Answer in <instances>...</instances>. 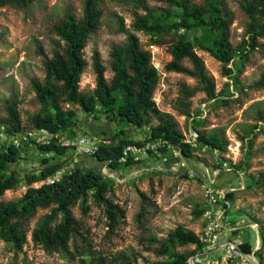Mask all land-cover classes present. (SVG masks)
I'll list each match as a JSON object with an SVG mask.
<instances>
[{"label": "rangeland", "instance_id": "obj_1", "mask_svg": "<svg viewBox=\"0 0 264 264\" xmlns=\"http://www.w3.org/2000/svg\"><path fill=\"white\" fill-rule=\"evenodd\" d=\"M191 2L202 8L206 6V0ZM225 2L231 18L229 41L233 47L238 48L250 37V18L241 6L242 0ZM82 4L83 0H33L25 10L9 6L0 7V118L6 115L7 99L14 95L18 100L23 130L33 129L31 117L40 109V104L31 86V79L34 77L43 81L45 75L42 56L37 53L38 48H43L50 56L53 40L57 38L50 32L51 26L63 19L67 12L79 17ZM101 6V25L89 37L83 51L87 66L80 76L79 90L89 93L95 87L91 59L94 49L100 53L106 79L109 81L113 76L110 51L113 46L126 42V34L117 31L116 15H119L125 28L139 38L141 48L150 52L151 62L159 72L153 92L157 107L173 116L177 123L176 128L182 134L187 133L189 128L203 131L205 134L216 133L224 138L227 144L223 151H217L197 143L192 149L193 159L180 156L181 159L178 160H184L188 168H193L195 174L191 176L174 166L173 154L153 158L152 154L139 153L141 160H146L145 166L115 171L109 168L107 162L100 163L94 158L82 160L84 155H91L81 148L68 149L65 156L54 160L62 164V169L51 177L60 178L64 171L77 165L98 170L114 179L113 198L125 209L124 222L113 233L108 234L106 218L98 205L88 201L89 208L85 213L81 210L80 200L71 207L73 215L85 223L92 245L106 252L123 250L135 254L137 264H154L168 259L166 244L171 246L172 251L190 253L195 248L194 244L180 245L175 241L169 242L171 235L178 226L201 235L205 222L202 210L205 207L204 182L196 178L197 175L201 176L196 167L202 172L204 167L210 170L223 162L228 169L219 171L216 185L220 186L226 181L225 186L229 184L235 188L232 190L233 198L228 209V223L231 226L240 225L231 233V237L236 239L248 236L250 243L255 244L256 232L247 223H251L252 227L257 225L259 235L263 232L264 236V187L250 185V177H263L264 172V88L255 86L264 68V32L256 36L258 45L247 50L245 59L237 56L226 65L231 69L230 74L224 71L223 63L209 52L195 48L214 81L217 97L208 99L195 78L184 73L168 71L164 67L172 59L170 47L177 40L180 31L165 33L155 42V39H151L143 31L132 27L136 15L144 14L147 10L173 11L174 5L170 0H102ZM255 20L260 24L261 17L256 14ZM182 64L192 66L187 58L182 60ZM184 84L193 89V94L186 99V105L190 109L189 117L181 114V107L178 105V99L184 97L181 92ZM61 106L63 109L74 108L77 112L78 125L72 137L93 135L97 139L106 138L116 143L120 138L117 133L122 129L126 137L142 142L149 128L158 123L155 117H151L148 125L136 129L118 120H109L102 111L95 112L94 119L93 115L84 113L78 105L61 102ZM197 109L202 111L199 116H195ZM91 118L109 124L103 125L102 132H105L107 127L109 130L99 135L94 134L87 128L88 122H85ZM62 133L68 135V131ZM9 137L10 134L3 132L0 145L8 144ZM49 156L53 155L39 151L33 143L28 142L24 144L16 166L21 174L36 173L45 166L42 165L43 158ZM39 183L40 181L34 182L32 186L37 187ZM26 188L24 181H21L3 193L0 203L18 200ZM140 192H144L149 199L144 202ZM52 207L53 205L38 207L31 215L12 220L25 232L26 241L17 249L12 243L0 238V264H71L57 253L46 252L31 239L32 230L45 214L51 212ZM59 217L60 214L57 218ZM251 246L253 249L254 245ZM260 247L261 241L259 247L254 250L260 252V257L254 255V252L252 255V261L256 264H264V247ZM213 254L210 264H224L221 257H213ZM196 264L202 263L200 261ZM227 264L247 263H243L241 259Z\"/></svg>", "mask_w": 264, "mask_h": 264}, {"label": "trees", "instance_id": "obj_2", "mask_svg": "<svg viewBox=\"0 0 264 264\" xmlns=\"http://www.w3.org/2000/svg\"><path fill=\"white\" fill-rule=\"evenodd\" d=\"M32 1L0 0V7L9 6L25 10ZM170 1L174 5L173 11L147 10L144 14L136 15L132 27L143 31L151 39H155V42L165 33L180 31L177 40L170 47L172 59L164 67L168 71L184 73L195 78L208 99H214L217 93L213 78L208 74L195 48L199 47L209 52L223 63L224 71L230 74L231 69L226 65L237 56L245 59L247 50L258 45L256 36L264 32V0H242L241 6L250 18L248 23L250 37L238 48L233 47L229 41L231 18L225 0H206L205 8L194 5L191 0ZM101 3L102 0H83L79 17L67 12L63 19L51 26L50 32L57 38L53 40L50 56L43 48H38L37 53L42 56L45 75L43 81L34 77L31 79V86L40 104V109L31 117L32 127L51 132L68 131L69 136H74L78 125L77 112L74 108L63 109L61 102L78 105L84 113L93 115L94 119L95 112L102 111L109 120H118L136 129L148 125L150 118L155 117L158 123L149 128L148 136L168 138L180 149L185 158L193 159V147L181 141L183 134L176 128V120L170 114L161 111L153 100L159 72L151 62L150 52L141 48L139 38L125 28L121 16L116 15L117 31L126 34V42L113 46L110 51L113 76L109 81L106 79L100 53L94 49L91 59L95 87L89 93H82L79 90L80 76L87 66L83 51L89 37L101 25L103 16ZM256 14L261 17L260 24L255 22ZM185 58L191 62V67L182 64ZM255 86L264 88V68ZM181 92L184 97L178 99V105L181 107V114L189 117L190 109L186 105V99L193 94V89L184 84ZM5 111V117L0 118V126L4 125L6 128L4 132L14 134L24 131L18 100L14 95L7 99ZM195 113V116H199L202 111L197 109ZM196 131L199 145L217 151L225 149L226 140L216 133L205 134L203 131ZM117 135L120 136L118 142L100 143L91 156L100 163L107 162L109 168L115 171L145 163L144 159L134 161L132 158H128L124 163L119 162L118 158L125 145L141 142L126 137L122 129ZM35 146L39 151L53 156L43 158L42 165L45 166L36 173L21 174L16 165L23 146L0 145V197L21 181L27 186L18 200L0 203V238L20 249L26 241V234L12 220L31 215L38 207L53 205L51 212L45 214L31 232L32 241L46 252L57 253L71 264H137L135 254L123 250L112 253L94 248L85 223L71 212V207L80 200L81 210L85 213L89 208L87 202L91 200L102 208L108 227L107 233H113L125 220V209L113 198L114 179L98 170L77 165L64 171L61 177L52 183L32 186V183L45 180L60 171L62 164L54 160L65 156L68 150L53 144ZM152 155L155 158L161 155L170 156L167 150ZM262 176L250 177V185L264 187V172ZM196 178L204 181L200 175ZM140 196L144 202L149 199L144 192H140ZM226 198L231 203L233 192H227ZM260 238L261 249L264 247L263 232H260ZM173 241L180 245L194 244L195 248L190 253L175 252L166 244L165 250L169 253V258L154 264H190L189 257L203 248L200 236L183 226H178L174 230L169 242ZM240 249L245 254L253 251L247 241L240 244ZM254 255L260 257V252L255 251Z\"/></svg>", "mask_w": 264, "mask_h": 264}, {"label": "built area", "instance_id": "obj_3", "mask_svg": "<svg viewBox=\"0 0 264 264\" xmlns=\"http://www.w3.org/2000/svg\"><path fill=\"white\" fill-rule=\"evenodd\" d=\"M4 126H1L0 137H3ZM5 133V132H4ZM198 133L195 129L189 128L187 133L183 134L181 141L191 147L197 145ZM34 145H48L53 144L68 149L81 148L84 152L92 155L98 148V145L109 144L110 140L106 138L97 139L93 135H80L72 137L65 135L62 132H51L46 129L33 128L28 131H21L14 134H10L8 144L19 147L24 146L25 143ZM161 150H167L172 152L174 166L178 169H183L189 175H194L195 172L188 168L184 160H180L182 156L178 147L164 137L150 138L147 134L146 138L142 140L140 144H127L122 150L118 158L119 162H126L128 158H132L134 161L141 160L139 153L142 154H160ZM178 158H180L178 160ZM226 163L211 168L204 167L201 176L204 179L203 195L205 198V207L203 215L205 222L200 235V240L203 242V248L200 252L189 257L188 262L190 264H196L201 261L202 264H210L212 254L216 249L221 248V258L224 264L233 262L235 260H241L243 263H250L253 255V251L250 254H245L240 249V244L243 243L241 239H223L222 236L225 233H232L238 226H234L228 223L230 217L228 216V209L230 207V201L226 198L227 192L234 190L232 187H221L216 185V179L221 169L226 168ZM59 178L47 177L45 180L40 181L39 185L43 183H52Z\"/></svg>", "mask_w": 264, "mask_h": 264}, {"label": "crops", "instance_id": "obj_4", "mask_svg": "<svg viewBox=\"0 0 264 264\" xmlns=\"http://www.w3.org/2000/svg\"><path fill=\"white\" fill-rule=\"evenodd\" d=\"M85 122H88V123H86V124H88L87 126V128H90L89 130H92V132L94 133V134H101V133H106V131L107 130H109L108 129V127H107V130L105 129V132H102V129H103V125H109L108 123L107 124H105V123H103V122H100V121H95V120H93L92 118L91 119H88V121H85ZM81 126H83V124H81ZM147 134V133H146ZM153 158H155V157H153ZM93 159V157L92 156H89V155H84L83 157H82V160H92ZM148 161V160H147ZM196 170L200 173V174H202V172H201V169L200 168H198V167H196ZM227 183H226V181L224 182V183H222V184H220V186L221 187H230V185L228 184V186H225ZM246 224V223H245ZM251 228H253L254 230H255V232H256V242H255V244H251L250 243V241H249V239H248V236L246 237V238H243V237H241V238H239V237H237L236 239H241L243 242H245V241H247L250 245H254V248H253V252H254V250H256L258 247H259V243H260V241H261V239H260V235H259V232H258V227H257V225H255V227H252L250 224L251 223H247ZM240 227V225L238 226V228ZM234 239V238H232L231 237V233H225L223 236H222V238H221V240H223V239ZM221 253H222V251H221V248H218V249H216L215 250V252H214V256L213 257H216V256H219V257H221ZM249 263V262H248ZM247 263V264H248Z\"/></svg>", "mask_w": 264, "mask_h": 264}, {"label": "water", "instance_id": "obj_5", "mask_svg": "<svg viewBox=\"0 0 264 264\" xmlns=\"http://www.w3.org/2000/svg\"><path fill=\"white\" fill-rule=\"evenodd\" d=\"M145 165H146V162L143 163L142 165L132 166V167H130L129 169L139 168V167H143V166H145ZM251 262H254V261H252V258H251ZM254 264H256V262H254Z\"/></svg>", "mask_w": 264, "mask_h": 264}]
</instances>
